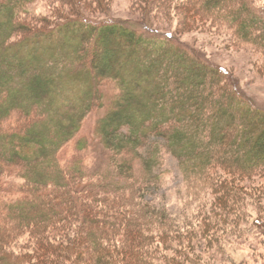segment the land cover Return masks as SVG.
<instances>
[{"label":"trees","instance_id":"1","mask_svg":"<svg viewBox=\"0 0 264 264\" xmlns=\"http://www.w3.org/2000/svg\"><path fill=\"white\" fill-rule=\"evenodd\" d=\"M33 1L0 0V217L4 216L0 222L12 220L18 229H31L36 245L46 246L42 264H56L51 261L58 256L56 249L45 239L47 229L61 222L66 228L74 223L78 234L58 252L67 259L69 251L67 264L82 255L88 264H204L200 253L192 261L184 253L183 260L163 255L170 250L164 234L156 242L152 232L166 231L168 221L141 195L155 186L156 176L151 175L162 159L161 149L179 161L187 179L200 177L217 194L227 195L231 188L214 173L218 168L245 177L264 173V128L257 130L255 123L244 127L240 117L264 113L244 100L236 86L223 84L229 78L225 70L212 69L169 33L161 37L145 26L88 20L78 11L81 0H68L75 13L43 21L49 26L36 28L37 22L24 18ZM195 1L192 6L199 17L215 20L222 15L238 23L244 39H254L261 19L248 12L247 5L240 6L241 0ZM258 39L264 45V39ZM97 41L104 47L117 46L97 51L92 46ZM173 50L178 55L170 57ZM90 53L96 58L93 64L85 62ZM155 55L157 62L150 59ZM193 61L201 70L184 73L182 69ZM167 71L173 76L163 75ZM105 80L114 82L117 93L103 104L99 86ZM100 108L95 134L109 155L111 171L94 183L92 179L84 183L79 164L61 168L56 156L83 120ZM84 146L78 142L77 150ZM233 150L242 155L228 157ZM134 160L142 164L138 179ZM8 177L20 184L9 183ZM128 188L130 195H138L132 206L123 194ZM11 189L21 194L18 200L1 197ZM101 192L112 200L99 199ZM224 198L228 201V196ZM253 222L264 228L259 219ZM10 236L0 235V264H30L25 260L31 255L12 257V249L4 244ZM217 257L221 262L228 259L225 254ZM21 258L24 262H19Z\"/></svg>","mask_w":264,"mask_h":264},{"label":"rangeland","instance_id":"2","mask_svg":"<svg viewBox=\"0 0 264 264\" xmlns=\"http://www.w3.org/2000/svg\"><path fill=\"white\" fill-rule=\"evenodd\" d=\"M151 1L153 0H81L78 11H81L82 16L88 20L127 23L138 29L145 26L146 30L158 33L161 37L169 33L174 40L180 43L181 47L196 54L212 69L225 70L229 78H225L223 84L230 86L231 83L236 86L238 94L244 100L250 101L253 106L264 113V45L258 41L259 37L264 39V0L240 1V6L247 5V11L261 19L254 39H244V36H241L237 30L238 23L226 20L222 15L215 20L206 18L207 16L199 17L200 14H196V10L192 6L194 5L192 3L196 2L195 0H160V4ZM237 6L239 8L238 4ZM27 9L25 21L37 22L36 28L49 26L43 21L55 22L62 15L75 13L73 2L69 3L68 0H35L27 6ZM191 12H194V15ZM69 31L71 33L73 30ZM92 46L97 51L104 47L98 41L93 42ZM115 46L117 45L115 44ZM115 46L104 48L113 50ZM118 47L121 49L122 58L125 57L126 52L122 50L121 46ZM171 52L170 57L178 55L174 50ZM150 59L153 62L159 61L157 55ZM78 62H84V60L80 59ZM85 62L93 64L96 62V58L90 53ZM108 67L112 68L111 65ZM201 67L193 61V64H189V67L182 71L185 70V73L201 70ZM162 73L166 77L173 76V73L168 71ZM99 91L103 104H106L116 95L117 88L114 82L105 80L100 82ZM238 107L240 113L243 112L241 107ZM102 112L100 108L97 112L87 116L75 137L66 143L56 156L61 168L79 164L83 175L85 174L84 183H87L89 179H92L94 183L99 175L111 171L109 155L101 148L95 134L96 123L102 116ZM243 114L240 117L244 127L255 123L257 130L264 128V117L251 112ZM225 131H227V127L221 129V133H225ZM80 141L85 145L83 150H77V143ZM211 145L213 149L214 144L211 143ZM235 154L241 156L242 152L237 153L233 150L228 154V157L231 158ZM160 155L162 159L152 170L151 175L156 176L153 179L155 186L141 196L143 202L155 211L164 214L168 221L166 222V231L158 229L152 232L156 242L158 237L164 234L166 246L170 250L165 251L163 255L169 258L177 256L176 259H179L180 254L184 253L188 258L187 261H192L194 256L200 253L199 257L202 262L204 261V264H264V228L255 227L253 222L254 219H259L261 223H264V173L254 172L245 177L236 171L228 175L227 172L218 168L214 173L223 180L225 179L233 190L230 188L227 195L219 191L217 194L210 190L206 180H202L200 177L195 180L187 179V172L181 165H177L179 161L177 162L175 157L165 149H161ZM134 162L133 170L138 179L142 164L136 160ZM10 174L15 176L14 172ZM7 180L13 185L20 184L13 177H8ZM108 180H112L111 177ZM235 189H237V193H235ZM129 190V188L123 190V194H125V200L132 206L136 203L138 195H130ZM19 195L21 194L17 190L11 189L1 197L18 200ZM224 196H228V201ZM98 198L107 202L112 200L110 194L102 192ZM219 199H222L225 204H222V200L219 201ZM98 207L101 209V206ZM222 221L225 222L222 223ZM74 225V223L70 224L66 228L67 224L61 222L54 226L51 225L52 228L47 229L45 243L55 247L58 256L51 261L56 264H67V260L71 259L69 251L66 253L67 259L62 258L58 252L67 249L69 241L78 239ZM0 227H2L1 233H11L9 241L4 244L12 249L10 251L13 252V258H16L17 254H24V256L31 255L30 260H25L30 264L44 262L40 256L46 246L43 243L39 246L36 245L35 234L31 229H18L12 220L6 221L4 224L0 222ZM169 228H171L170 231ZM212 237L215 239L209 240ZM187 246H191L192 250L187 249ZM173 254L175 255L173 256ZM219 254H225L228 259L226 258L224 262L219 261L217 257ZM182 257H180L181 260L184 258ZM23 259L18 261L24 262ZM73 264H88V262L82 255Z\"/></svg>","mask_w":264,"mask_h":264}]
</instances>
